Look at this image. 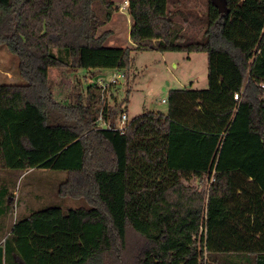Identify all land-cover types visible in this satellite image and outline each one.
I'll list each match as a JSON object with an SVG mask.
<instances>
[{
	"label": "trees",
	"instance_id": "trees-1",
	"mask_svg": "<svg viewBox=\"0 0 264 264\" xmlns=\"http://www.w3.org/2000/svg\"><path fill=\"white\" fill-rule=\"evenodd\" d=\"M225 3L221 12L214 0L203 11L190 0H129L134 47H116L105 44L110 30L99 33L114 0H0V44L25 79L0 83V230L10 229L13 176L62 171L56 194L82 202L14 221L0 264H264V0ZM143 49L208 53V88L171 90L163 117L166 167L201 182L216 170L202 231L178 221L191 207L181 176L164 190L163 218L132 222L137 127L117 128L109 88L88 85L66 104L49 85L59 66L129 74L132 51ZM223 173L228 190L216 193Z\"/></svg>",
	"mask_w": 264,
	"mask_h": 264
},
{
	"label": "rangeland",
	"instance_id": "rangeland-1",
	"mask_svg": "<svg viewBox=\"0 0 264 264\" xmlns=\"http://www.w3.org/2000/svg\"><path fill=\"white\" fill-rule=\"evenodd\" d=\"M206 1L190 0L201 11L205 10ZM123 4L124 0L115 1V17L113 16L112 20L100 28L99 33L101 34L106 30L112 32L105 41L107 45L134 47V42L130 36L133 19L128 7H122ZM221 9L225 10L223 6ZM132 58V67L129 69V74L125 70L117 68H78L74 70L63 66L52 67L50 69L49 85L54 98L61 103H72L78 93H85L88 85L100 84L101 81L109 80L119 71L125 72L127 78L121 83L110 86L106 99L117 105L121 109L120 112L126 110L125 107H127L129 121L136 122L143 115L150 116L154 114V121L152 120L153 122L149 126L143 127L141 130L142 136L140 137L148 140V143L144 146L146 148L143 155L140 156L142 154L140 145L132 150L131 172L129 173L131 177L130 188L132 190L129 204L130 219L134 223L154 224L160 218H163L164 190L169 187L176 177L181 176L186 188V195L190 197L191 207L184 213H178V221L197 225L202 231L204 229L208 195L213 185L211 186L212 183H210L209 177L201 182L189 171L180 174L166 167L160 173L161 168L166 164L171 142L166 138L160 144L158 139H155L154 133L156 135L159 132V126L167 130L166 119L163 117L166 116L169 110L168 99L171 90L208 88V53L143 49L133 50ZM24 82L25 79L19 73L18 57L7 46L0 44V83ZM99 116L101 117V114ZM100 117L99 123L103 122ZM126 125L129 126V123ZM200 142L201 140H197L198 144ZM186 150L185 154L194 149L192 150L189 147ZM138 157H143L142 164L137 161ZM186 161H189V157L186 158ZM28 172L21 176H13L7 182L8 187L12 188L11 191L15 192L12 214L10 217H6V225L8 224L10 229L17 219L45 206L59 205L65 201L68 206L82 203L72 199L63 200L56 194L53 186L55 179L58 178L55 175H59L62 171L52 170V172H47L46 175L39 169ZM138 175H140V179L136 178ZM215 188L216 193H224L228 190L227 173L221 175ZM158 194L159 197L157 198ZM147 210H149L148 215L145 214ZM3 230H0L3 232L0 238L7 234V230Z\"/></svg>",
	"mask_w": 264,
	"mask_h": 264
},
{
	"label": "crops",
	"instance_id": "crops-1",
	"mask_svg": "<svg viewBox=\"0 0 264 264\" xmlns=\"http://www.w3.org/2000/svg\"><path fill=\"white\" fill-rule=\"evenodd\" d=\"M114 1H116V0H114ZM113 16L115 17V14H113ZM113 16H112V18H113ZM112 20V19H111ZM126 108V111H127V107H125ZM127 113H128V111H127ZM128 117H129V114H128ZM153 118H154V114L153 115H143L141 118H139L138 120H136V122H133V121H129L128 120V123H129V126H136L137 127V129H138V134H137V137H136V139L133 141V143H132V146H134L133 148H135L136 146L138 147V145H140V151H141V155L140 156H142L143 155V152L145 151V148L146 147H144V146H146L145 144H147L148 143V140H146V139H143L142 137H140V136H142V132H141V130L143 129V127H146V126H149L150 125V123L151 122H153L154 120H153ZM153 120V121H152ZM127 128H128V125H127ZM151 129V128H150ZM149 132H150V130H148ZM162 133L164 134V136L162 135ZM154 136L156 137L155 139H158V141L160 142V144L161 143H163V141H165V139L167 138V132H166V129H164L162 126L160 127L159 126V132L155 135V133H154ZM157 141V142H158ZM143 145V146H142ZM139 152V151H138ZM132 158V157H131ZM142 159H143V157L141 158V157H138L137 158V161H139V162H141V164H142ZM166 160H167V158H166ZM140 168H141V166H140ZM166 168V164H164V166L161 168V172L160 173H162L163 171H164V169ZM140 170H142V169H140ZM143 174V172L141 173V175ZM140 177V175H138L136 178L138 179ZM144 177H147V176H144ZM140 179V178H139ZM140 182H141V180H140ZM174 182V181H173ZM172 182V183H173ZM171 183V184H172ZM170 184V185H171ZM161 195V194H160ZM159 197V194H158V196H157V198ZM145 214H149V210H147V213H145Z\"/></svg>",
	"mask_w": 264,
	"mask_h": 264
},
{
	"label": "built area",
	"instance_id": "built-area-1",
	"mask_svg": "<svg viewBox=\"0 0 264 264\" xmlns=\"http://www.w3.org/2000/svg\"><path fill=\"white\" fill-rule=\"evenodd\" d=\"M128 6H129V0H124V4L122 5V7L125 8ZM126 77L127 76L125 72L119 71L118 73H115L109 80L101 81L99 86H101L102 88H109L110 86L116 85L119 82L121 83V81L125 80ZM235 98L239 99L238 93L235 94ZM100 118L103 119L102 116ZM118 120H119L118 122L119 124L117 123V128L122 129V130L127 129L126 124L128 123L129 117H128V113L126 110L121 112ZM101 125H104V127H109V125L105 124V122H101ZM215 172L216 170H214L212 175L209 177V181L210 183H212L211 186L214 185L216 181Z\"/></svg>",
	"mask_w": 264,
	"mask_h": 264
},
{
	"label": "water",
	"instance_id": "water-1",
	"mask_svg": "<svg viewBox=\"0 0 264 264\" xmlns=\"http://www.w3.org/2000/svg\"><path fill=\"white\" fill-rule=\"evenodd\" d=\"M214 1L217 4V6L219 7V9H220L221 12H226L227 11L225 0H214ZM222 6L225 8V10L224 9H221Z\"/></svg>",
	"mask_w": 264,
	"mask_h": 264
}]
</instances>
